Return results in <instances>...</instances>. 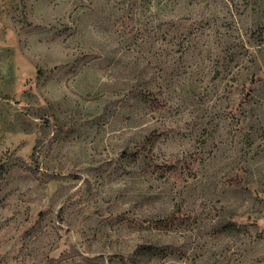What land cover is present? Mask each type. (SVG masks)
<instances>
[{
  "label": "rangeland",
  "instance_id": "rangeland-1",
  "mask_svg": "<svg viewBox=\"0 0 264 264\" xmlns=\"http://www.w3.org/2000/svg\"><path fill=\"white\" fill-rule=\"evenodd\" d=\"M0 264H264V0H0Z\"/></svg>",
  "mask_w": 264,
  "mask_h": 264
},
{
  "label": "trees",
  "instance_id": "trees-1",
  "mask_svg": "<svg viewBox=\"0 0 264 264\" xmlns=\"http://www.w3.org/2000/svg\"><path fill=\"white\" fill-rule=\"evenodd\" d=\"M154 135H155V132H152L151 135L144 136L143 139L140 141V143L136 144V147H135L136 151L135 152L141 153L142 155H146L148 153H151ZM165 220H166V218L162 219L160 221V223L165 225L166 224V223H164ZM121 257H122V260L124 261L123 256H121Z\"/></svg>",
  "mask_w": 264,
  "mask_h": 264
}]
</instances>
